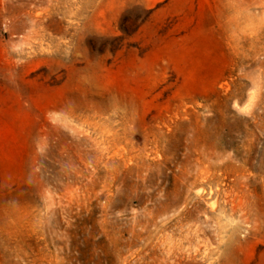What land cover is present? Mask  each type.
I'll return each mask as SVG.
<instances>
[{"label": "rangeland", "instance_id": "rangeland-1", "mask_svg": "<svg viewBox=\"0 0 264 264\" xmlns=\"http://www.w3.org/2000/svg\"><path fill=\"white\" fill-rule=\"evenodd\" d=\"M0 264H264V0H0Z\"/></svg>", "mask_w": 264, "mask_h": 264}]
</instances>
